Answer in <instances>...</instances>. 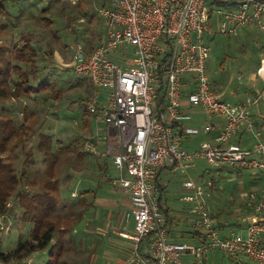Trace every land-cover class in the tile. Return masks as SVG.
<instances>
[{
	"label": "built area",
	"instance_id": "1",
	"mask_svg": "<svg viewBox=\"0 0 264 264\" xmlns=\"http://www.w3.org/2000/svg\"><path fill=\"white\" fill-rule=\"evenodd\" d=\"M98 13L105 34L92 51L77 43L72 67L91 79L96 94L86 109L106 124L105 155L117 172L112 183L130 201L125 217L133 220L134 230L121 233L132 243L130 264H179L186 255L199 260L213 249L264 264V202L243 231L222 235L200 201L196 224L201 240L185 245L170 240L156 183L161 168L187 170L200 158L212 166L264 172V141L250 149L233 141L238 131L252 130L251 119L246 104L231 102L211 87L205 37L214 15L220 33L255 24L264 33V0H109ZM261 64L264 68V60ZM183 97L190 107L203 109L205 125H184L191 115L183 108ZM201 134L213 135L215 143L205 139L195 150L183 147L184 140ZM183 185L203 199L196 181ZM7 218L8 213L0 215V233L10 231ZM0 264L31 262L0 256Z\"/></svg>",
	"mask_w": 264,
	"mask_h": 264
},
{
	"label": "rangeland",
	"instance_id": "2",
	"mask_svg": "<svg viewBox=\"0 0 264 264\" xmlns=\"http://www.w3.org/2000/svg\"><path fill=\"white\" fill-rule=\"evenodd\" d=\"M3 2H5L6 6H3L6 11H0V70L5 73L8 70L11 90H14V82L17 79L14 68L20 66V70L24 72L36 73V76L30 75V83L38 84L41 80L56 82V90L59 91L58 99L52 96V90L32 94L30 98L25 96L12 98L11 95L0 97V114L11 115L19 127L23 126L20 133L22 143L17 151L20 156V159L16 160L18 170H21L23 160L30 153L33 161L29 167L31 179L41 180L44 166L37 144L41 134H48L55 141L54 151L59 152L60 148H66L62 151L58 164L61 200L55 214H60L65 219L71 212L73 217L68 218L75 222L74 219H77L75 216L83 214L84 205L81 202L72 204V200L76 198L72 193L78 192L82 195L99 185H103L102 189L106 190L107 196L127 200L128 197L122 189L112 185V179L117 172L112 161L102 154L108 144L102 143V137L106 133L103 129L106 128V124L101 120L97 122L93 115L83 117L87 100L96 94L91 79L77 75L72 67L73 48L78 42L85 43L89 50H93L102 40L105 27L98 10L109 3V0H1V3ZM215 17L212 18L213 26L210 32L205 34L210 47L206 71L211 87L221 93L223 98L233 102L227 97L231 95L230 97L240 100L236 103L246 104L252 130L245 128L242 134H245L248 143L254 140V145L250 147L254 148L259 141H264V105L262 104L264 100L261 99L259 104V96H264V79L260 76V68L263 66L260 61L264 60V33L257 25L242 28L240 32L233 34L220 33V30L216 29ZM24 36L29 37L37 49L34 67L15 58L16 47L22 46ZM1 76L2 74L0 78ZM258 91L259 96H257ZM246 95L250 97L248 100L243 99ZM103 96L104 91H100L99 97L103 98ZM258 109L261 115H258L256 111ZM239 132L241 130L234 137ZM235 142L242 144L237 140ZM195 163L203 170L208 167L212 171L209 170L200 179L196 174L198 173L196 167L187 170H169V183L167 191L163 194V201L168 200L169 205L175 208L174 210L183 212L184 202L180 198L189 195L191 191L184 187V181L193 180L197 183L200 181L203 185L201 187L203 199L194 198L196 209L199 208L200 201H204L210 216L213 215L215 222L223 227L236 230L246 225L256 214L258 204L264 202V172L256 168L248 170L230 168L226 164L221 165L227 167L218 169L219 166L211 167L212 165L206 160L201 159ZM40 182L37 181L32 190H40ZM118 201L121 207L115 208V211L112 209L114 214L126 209L122 200ZM7 203H10L12 208L7 218L11 227L9 232L0 233V254L13 252L20 241L24 242L31 238L33 230L31 223L21 219L20 205L13 199H9ZM101 213L105 216L102 229L106 232L112 228L110 224L113 223L114 217L112 215L107 217L105 208ZM193 218L191 215L185 220H179L177 228L184 231H192L193 227L197 228V222H194ZM82 221L83 219L76 226L80 234L77 239L82 242L74 246L69 254L67 251L64 256L69 264H80L79 261L85 264L93 255L92 249H87V245H84L86 241L81 232ZM68 222V220L62 221L60 226L65 227ZM130 231H133L132 222ZM75 234L74 228L72 233L74 240ZM77 234L76 237H78ZM91 236L96 237L100 240V244H103L107 242L111 233L107 237ZM50 247L51 245L38 249L24 258L31 264H47ZM127 247L129 252L125 254L114 251H108V253L111 258L114 254L118 255L117 263L122 262L123 259L126 261L129 259L130 262L133 249L132 245ZM193 258L195 260V257ZM94 263L113 264L103 258H99ZM205 263L257 264L246 256L232 258L217 249L210 250L197 261V264Z\"/></svg>",
	"mask_w": 264,
	"mask_h": 264
},
{
	"label": "trees",
	"instance_id": "3",
	"mask_svg": "<svg viewBox=\"0 0 264 264\" xmlns=\"http://www.w3.org/2000/svg\"><path fill=\"white\" fill-rule=\"evenodd\" d=\"M0 11H6L1 0ZM212 12L213 8H211ZM253 26H256V24ZM22 39V46L16 47L15 58L34 67L37 49L29 37L24 36ZM82 44L86 47L85 43ZM14 69L17 74L14 90H11L10 87L8 70H6V73L0 70V75L2 74L0 78V97L11 95L12 98L15 96L30 98L34 94L41 93V91L52 90V96L57 99L59 98L56 82L41 80L38 84H32L29 77L30 75L36 76L34 71L24 72L20 70V66H15ZM85 115L90 116L91 113L85 109L83 117ZM87 126H89L88 122ZM22 128L23 126L19 127L11 116H2L0 114V215H5L12 210L7 202H9V199H13L22 208L21 219L24 222L31 223L33 230L29 240L20 241V244H18L13 252L8 254L2 253L0 256L6 260H20V258L23 259L38 249L51 245L47 264H69L64 257L66 252L70 253L74 246L80 244V241L77 239L79 237H76L75 234L74 240L72 235L77 224L76 219H74L75 222H72L68 218L73 217L71 212L68 213L67 219L65 217L63 219L60 214H55L59 200H61L58 164L61 153L66 148H60L59 152L54 151L55 141L53 137L48 134H41L37 149L42 155L44 171L41 180H33L29 173L30 164L33 162L30 153L23 160L21 170H18L16 166V160L20 159L17 151L21 145L20 143H22L20 134ZM37 181H41V187L40 190L34 191L32 187L37 184ZM161 198L162 190L160 189V201ZM166 212L164 210L165 215H167ZM76 217L79 219L81 215H77ZM64 220H68L69 222L66 223L65 227L60 226V223Z\"/></svg>",
	"mask_w": 264,
	"mask_h": 264
},
{
	"label": "crops",
	"instance_id": "4",
	"mask_svg": "<svg viewBox=\"0 0 264 264\" xmlns=\"http://www.w3.org/2000/svg\"><path fill=\"white\" fill-rule=\"evenodd\" d=\"M2 5L6 6L5 2H3ZM213 17H215V16H213ZM211 25L213 26V23ZM216 29H217V25H216ZM253 90L257 91L256 89H253ZM259 93L260 92L258 91L257 96H259ZM261 95H262V93H261ZM230 96L227 95V97L230 98L231 100H233V102L240 101V100H237L235 97H230ZM183 98H184L183 99L184 100L183 101V108L185 110H187V112H189L191 115L190 119L184 121V125L185 126H198V127H202L203 125H205L207 123V118H206V115H205V112L203 111V109L190 107V105L187 103L185 97H183ZM249 98L250 97H248L246 95V97L243 99L248 100ZM261 99L264 100V96L263 97L259 96V104L261 103ZM255 102H257V101H255ZM243 104H245V103H243ZM255 104H258V103H255ZM262 104L264 105V103H262ZM256 111L258 112V115L259 114L261 115L259 109ZM254 118H259V117H254ZM95 120L98 122V119H95ZM242 130H241V132H239V134L236 137H234L233 141H236V140L240 141L242 143L241 145L243 147H245V148L249 147V149H250V147H252L254 145V140L252 142L248 143V141L245 137V134L244 135L242 134ZM103 131L106 132V128L103 129ZM212 136L213 135L201 134V135L195 136V137H199V138L193 137L190 139H186L183 141V147L188 149V150H195L199 147V145L197 143H199V141L201 143L206 138L212 139V142L215 143L214 137H212ZM102 138H103L102 143H105V142L108 143V140L105 139V135ZM106 149H107V147H106ZM106 149H103L102 154L106 158H109L108 156L105 155ZM200 159L205 160L202 158H200ZM197 160H199V159H197ZM197 160H195L193 162L192 168L196 167V170L198 172L196 174L199 175V177L201 179L204 177L205 173H208L209 170H211V169L206 167L203 170V169H201V166H199V165L196 166L195 162ZM217 166H219V167H217ZM227 166H230V165H227ZM227 166L226 165H223V166L222 165H216V166H211V167H217L218 169H220L222 167H227ZM230 168H232V166H230ZM169 170H171V169L166 168V167L160 169V171L158 173V177H157V183H158L159 188L162 190L161 205L163 207V210H165V212L167 211L166 216H167V220H168V232H169L170 240L175 241V242H179V243H182L185 245L199 244V242L201 240V233L197 228L193 227L192 231L191 230L190 231H184L180 228H177V224H178L179 220H185L186 218H189V216H191V215H193V217H194L193 218L194 222L196 220H198L199 215H197L198 212H197V209L195 207L196 202L194 199L193 190L186 188L188 190H191L192 192L190 191L189 195H185V196H182L180 198L182 200V202H184V208H182L183 212H180V210H174L175 208H173L169 205L168 200H165V202L163 201V194L167 191L168 183H169L168 182ZM221 172H223V171H221ZM197 185H199L201 187L203 186L200 183V181L197 183ZM102 187H103V185H99L95 188H92L88 193H84L82 195H80L78 192L77 193L73 192L72 195L76 198H74L72 196V199L73 198L74 199L72 200V202L70 201L72 204H75L77 202H81L84 205V211L80 217L81 219H83V221H82L83 222L82 223L83 224V230L81 232H82L83 236L85 237V241H86V242H84V245H87V249L91 248L92 253H93V255L90 256V261L85 263V264H95L94 261L97 262L99 260V258H103L107 262L113 263V264H130V262L128 261L129 259H127L128 262L125 259H123L122 262L117 263L118 261H116V259H117L116 256L118 257V255L114 254L111 258L110 253H108V251H114L116 253L125 254V253L129 252L127 245H132L131 241H129L128 239L121 236V233H131L132 232V231H130L131 222H132L133 230H134L133 220H126V217H125V214H126V212H128L129 206H130L129 198L127 200H124V199H121L120 197L112 198V196H107L106 190H103ZM118 189H120V188H118ZM206 197H207V195H206ZM118 200H122L123 205L126 207V209L123 212H119V213L114 214L113 212L115 211V208L120 209V207H121V203H119ZM103 208H105L107 210V213H108L107 217H110L111 215L114 217L113 223L110 224V227H112V228L106 232H103L105 230L102 229V226L104 225V221H105L104 213H101ZM112 209H114V211ZM256 216L257 215L254 214L249 219V221H253L254 219H256ZM211 217L213 220L212 221L213 224H215V226H217L219 228L222 235H227V234L231 233L232 231H240V230L243 231L245 229V225L242 228L236 229V230H232L228 227H223L220 223L215 222L216 219L213 217V215ZM77 220H78V218L76 219V223L78 224V222L80 220H78V221ZM77 224H76V226H77ZM76 226H75V230H76V234H77L78 229ZM109 233H111V236L108 238L107 242H104L103 244H100V240H97L96 237L91 236V235H98V236H106L107 237L109 235ZM77 235H78V237L80 236L79 233ZM81 242L82 241H80V243ZM105 253H107V254H105ZM90 255H91V252H90ZM184 258H183L184 260L182 259L183 261L180 264H197L198 260L195 258V260H196L195 261L193 256H191V255H186ZM79 263L83 264L82 261H79Z\"/></svg>",
	"mask_w": 264,
	"mask_h": 264
},
{
	"label": "water",
	"instance_id": "5",
	"mask_svg": "<svg viewBox=\"0 0 264 264\" xmlns=\"http://www.w3.org/2000/svg\"><path fill=\"white\" fill-rule=\"evenodd\" d=\"M109 132H110V134H115L116 130L113 127H110Z\"/></svg>",
	"mask_w": 264,
	"mask_h": 264
},
{
	"label": "bare ground",
	"instance_id": "6",
	"mask_svg": "<svg viewBox=\"0 0 264 264\" xmlns=\"http://www.w3.org/2000/svg\"><path fill=\"white\" fill-rule=\"evenodd\" d=\"M261 74L264 75V68H262V70H261Z\"/></svg>",
	"mask_w": 264,
	"mask_h": 264
}]
</instances>
